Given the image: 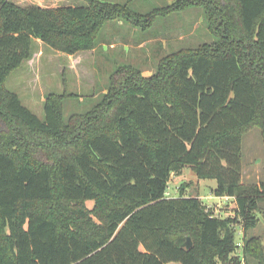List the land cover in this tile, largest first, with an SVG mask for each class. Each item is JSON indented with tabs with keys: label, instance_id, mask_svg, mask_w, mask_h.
I'll list each match as a JSON object with an SVG mask.
<instances>
[{
	"label": "trees",
	"instance_id": "trees-1",
	"mask_svg": "<svg viewBox=\"0 0 264 264\" xmlns=\"http://www.w3.org/2000/svg\"><path fill=\"white\" fill-rule=\"evenodd\" d=\"M83 1L0 0V264H264L263 238L249 234L264 181L241 182L243 133L257 125L264 143V0H177L152 10L142 28L200 6L213 39L163 58L147 77L118 68L97 104L66 121L63 96L49 94L41 120L3 87L32 39L73 54L94 48L109 19L138 22L125 4ZM184 167L214 179L234 215L169 196L170 175Z\"/></svg>",
	"mask_w": 264,
	"mask_h": 264
},
{
	"label": "rangeland",
	"instance_id": "rangeland-1",
	"mask_svg": "<svg viewBox=\"0 0 264 264\" xmlns=\"http://www.w3.org/2000/svg\"><path fill=\"white\" fill-rule=\"evenodd\" d=\"M19 6L39 5L56 8L67 5H85L83 0H11ZM128 7L138 18L137 23L122 18L102 23L93 36L95 47L67 54L50 47L40 39H32L30 55L4 80L3 87L17 93L21 102L41 120L45 119L44 104L47 95H62V115L66 121L72 114L91 109L107 93L110 77L123 66L139 69L147 77L155 73L160 61L176 53L210 43L213 39L205 19L197 23L200 6L185 7L156 16L146 27L149 13L164 8L177 0H102ZM150 21V20H149ZM166 40V44L162 43ZM122 69V68H121ZM243 184L264 181V143L259 126L255 125L242 136ZM214 179L198 178L190 167L172 173L166 193L197 197L206 211L223 217L234 215L233 199L214 192ZM56 185L53 197L61 201ZM91 207L92 201H85ZM256 228L249 234L260 235L264 243V202ZM237 227V224H236ZM242 236L241 230L237 239ZM191 244L195 243L192 236ZM166 264H182L170 261ZM217 264H223L218 262ZM232 264V262H228ZM252 264V262H251Z\"/></svg>",
	"mask_w": 264,
	"mask_h": 264
},
{
	"label": "crops",
	"instance_id": "crops-1",
	"mask_svg": "<svg viewBox=\"0 0 264 264\" xmlns=\"http://www.w3.org/2000/svg\"><path fill=\"white\" fill-rule=\"evenodd\" d=\"M193 7H196V6H193ZM192 7V8H193ZM197 8V7H196ZM203 18H204V16H203V14L202 13H200V14H198V16H197V23H199V22H201L202 20H203ZM166 38H165V40H163L162 41V43L165 45L166 44ZM242 182V181H241ZM243 183V182H242Z\"/></svg>",
	"mask_w": 264,
	"mask_h": 264
},
{
	"label": "water",
	"instance_id": "water-1",
	"mask_svg": "<svg viewBox=\"0 0 264 264\" xmlns=\"http://www.w3.org/2000/svg\"><path fill=\"white\" fill-rule=\"evenodd\" d=\"M184 245H185L186 248H189V247L191 246V240H190V238H188V239L185 241Z\"/></svg>",
	"mask_w": 264,
	"mask_h": 264
},
{
	"label": "built area",
	"instance_id": "built-area-1",
	"mask_svg": "<svg viewBox=\"0 0 264 264\" xmlns=\"http://www.w3.org/2000/svg\"><path fill=\"white\" fill-rule=\"evenodd\" d=\"M227 197H229V196H227Z\"/></svg>",
	"mask_w": 264,
	"mask_h": 264
}]
</instances>
